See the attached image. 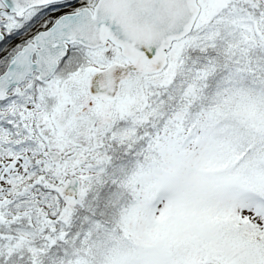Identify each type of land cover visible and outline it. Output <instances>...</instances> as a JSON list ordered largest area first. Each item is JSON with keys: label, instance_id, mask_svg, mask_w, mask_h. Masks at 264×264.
<instances>
[{"label": "snow or ice", "instance_id": "snow-or-ice-1", "mask_svg": "<svg viewBox=\"0 0 264 264\" xmlns=\"http://www.w3.org/2000/svg\"><path fill=\"white\" fill-rule=\"evenodd\" d=\"M0 264H264V0H0Z\"/></svg>", "mask_w": 264, "mask_h": 264}]
</instances>
